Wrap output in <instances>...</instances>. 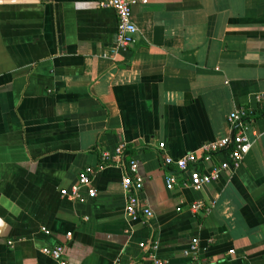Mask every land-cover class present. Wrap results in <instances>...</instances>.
Instances as JSON below:
<instances>
[{
	"label": "crops",
	"instance_id": "1",
	"mask_svg": "<svg viewBox=\"0 0 264 264\" xmlns=\"http://www.w3.org/2000/svg\"><path fill=\"white\" fill-rule=\"evenodd\" d=\"M132 20L123 51L98 0H0V264H57L41 251L59 244L65 264H190L194 240L209 264H264V0H149ZM243 107L255 115L242 166L185 187L164 158L231 137ZM121 145L148 222L126 219V169H99ZM87 168L96 198L63 197Z\"/></svg>",
	"mask_w": 264,
	"mask_h": 264
},
{
	"label": "built area",
	"instance_id": "2",
	"mask_svg": "<svg viewBox=\"0 0 264 264\" xmlns=\"http://www.w3.org/2000/svg\"><path fill=\"white\" fill-rule=\"evenodd\" d=\"M99 6L103 9H112L117 15L118 21V41L117 47L120 50H127L136 42L137 27L133 23L132 15L134 7L146 5L149 0H98ZM104 57H109L105 55ZM258 105H264V93L255 98ZM255 115L252 108L243 107L233 113L228 118L229 127L233 130V135L225 139L204 143L195 152L189 153L181 158L165 157V167H175L176 170L186 176L185 187H189L196 192L202 191L206 186L217 183L223 174L235 173L243 164L246 155L251 149L248 139V132L252 129L251 119ZM125 145L119 146L115 152L104 151L100 155V168L113 165L118 168L124 167L126 175L122 181V188L126 199L125 215L129 222L144 220L148 222L153 218L150 208L141 204L140 196L144 189V179L139 174V164L135 159H130L125 166L124 159ZM96 170L87 168L79 177L78 182L72 187L69 194L66 190L62 191L63 197H69L73 201L84 202L85 198L81 195V189L87 190V198L93 200L97 192L92 186L93 176ZM166 187L173 191L177 186L176 176L169 172L165 177ZM205 208L201 201H196L190 206V211L194 214L199 213ZM180 211V209H178ZM42 232L49 235L46 229ZM72 235H67L70 240ZM12 245L13 243H9ZM141 249L146 245L141 244ZM152 251H158V245L150 247ZM66 246L63 244L55 245L51 248H43L42 254L53 259L57 264H65ZM190 254L192 256L190 264H209L204 255L208 252L207 248H202L198 240L191 243ZM152 264H165L158 260L155 255L149 256Z\"/></svg>",
	"mask_w": 264,
	"mask_h": 264
}]
</instances>
